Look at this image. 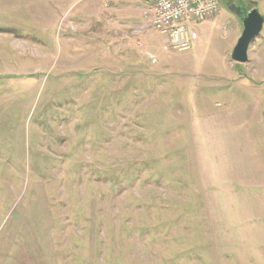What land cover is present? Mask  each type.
<instances>
[{
  "label": "rangeland",
  "instance_id": "374dc122",
  "mask_svg": "<svg viewBox=\"0 0 264 264\" xmlns=\"http://www.w3.org/2000/svg\"><path fill=\"white\" fill-rule=\"evenodd\" d=\"M117 1L0 0V264H264V0L187 50Z\"/></svg>",
  "mask_w": 264,
  "mask_h": 264
},
{
  "label": "built area",
  "instance_id": "2783aa9c",
  "mask_svg": "<svg viewBox=\"0 0 264 264\" xmlns=\"http://www.w3.org/2000/svg\"><path fill=\"white\" fill-rule=\"evenodd\" d=\"M148 24L170 39L173 49L187 50L199 38L197 23L211 19L222 7L221 0H148Z\"/></svg>",
  "mask_w": 264,
  "mask_h": 264
},
{
  "label": "water",
  "instance_id": "95a60500",
  "mask_svg": "<svg viewBox=\"0 0 264 264\" xmlns=\"http://www.w3.org/2000/svg\"><path fill=\"white\" fill-rule=\"evenodd\" d=\"M243 22V32L239 37L231 58L237 62H247L249 59V48L253 40L264 28V15L257 4H252L246 14L241 16Z\"/></svg>",
  "mask_w": 264,
  "mask_h": 264
},
{
  "label": "crops",
  "instance_id": "0c3cea01",
  "mask_svg": "<svg viewBox=\"0 0 264 264\" xmlns=\"http://www.w3.org/2000/svg\"><path fill=\"white\" fill-rule=\"evenodd\" d=\"M116 3H118V4H121V7H117V8H115L114 9V11H115V14L118 12V13H124V12H127V13H129L130 11H132V9H133V7H135L137 4H139L140 2H139V0H118ZM137 8V10H138V12H137V14L140 16V14H139V7H136ZM144 8H145V3H144V7H143V10H144ZM127 16H129V15H127ZM134 17V15L133 16H129V18H128V20L126 21V23H119L120 25H126V26H128L129 25V27H132V18ZM131 25V26H130ZM142 25V24H141ZM138 26H140V25H137L136 27H138ZM127 31H129V29H127ZM131 33H132V31H131Z\"/></svg>",
  "mask_w": 264,
  "mask_h": 264
},
{
  "label": "flooded vegetation",
  "instance_id": "af4514ba",
  "mask_svg": "<svg viewBox=\"0 0 264 264\" xmlns=\"http://www.w3.org/2000/svg\"><path fill=\"white\" fill-rule=\"evenodd\" d=\"M222 3V2H221ZM233 9H235V6H231ZM236 10H237V8H236Z\"/></svg>",
  "mask_w": 264,
  "mask_h": 264
}]
</instances>
